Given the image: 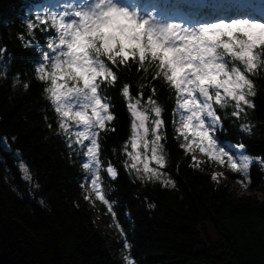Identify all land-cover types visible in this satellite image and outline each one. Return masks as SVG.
<instances>
[{
    "label": "trees",
    "instance_id": "trees-1",
    "mask_svg": "<svg viewBox=\"0 0 264 264\" xmlns=\"http://www.w3.org/2000/svg\"><path fill=\"white\" fill-rule=\"evenodd\" d=\"M250 1L264 2L241 0ZM40 4L42 0H0V48L7 49L0 61V264H117L108 244L121 264L128 260L132 264H264L260 165L252 163L251 183L243 185L251 193L231 195L228 183L212 179L211 159L201 154L200 161L193 160L176 140L174 94L163 82L152 81L151 72L147 77L138 72L135 63L130 69L121 66L119 82L108 92L115 130L102 134L101 143V187L124 235L106 205L96 199L95 207L84 199L87 193L78 187L83 156L67 148L54 108L43 92L45 83L34 70L52 31L42 32L40 26L33 45L25 43L27 21L35 19L34 7ZM253 80L255 107L242 121L227 115L217 137L218 142L243 143L245 154L264 158V74ZM124 83L133 96L143 85L144 100L152 94L148 85L157 89L154 99L163 109L166 136L162 142L167 163L161 171L175 182L174 188L138 179L124 167V145L131 134L130 114L121 93ZM241 123L251 127L250 134L240 130ZM20 163L29 169L31 181L24 179ZM109 163L117 169L115 179L107 175ZM150 167H156L155 163ZM228 175L230 181L241 184L240 175ZM97 215L109 234L97 230ZM206 223L219 235L218 242L204 239ZM125 240L131 248L125 249Z\"/></svg>",
    "mask_w": 264,
    "mask_h": 264
},
{
    "label": "snow or ice",
    "instance_id": "snow-or-ice-1",
    "mask_svg": "<svg viewBox=\"0 0 264 264\" xmlns=\"http://www.w3.org/2000/svg\"><path fill=\"white\" fill-rule=\"evenodd\" d=\"M40 26L42 32L54 30V37L46 41L47 48L34 69L37 79L45 83L43 92L54 107L58 131L66 137L70 153L88 159L83 168L90 172L85 178L90 180V192L84 199L90 201L94 194L106 205L121 236L124 232L116 222L113 204L101 187L102 134L114 131L116 120L108 92L119 82L121 66L130 69L135 63L138 72L146 77L151 72L152 81L163 82L174 94L172 127L186 152L198 150L238 173L242 177L238 182L244 186L251 183L254 159L264 170V158L245 154L243 143H218L217 137L227 115L242 121L255 107L253 77L264 74V23L236 19L188 27L140 18L137 11L119 0H72L60 13L48 14L45 9L27 21V46L33 45L34 32ZM36 50L41 51L38 42ZM6 51L0 48V61ZM148 86L152 94L146 100L142 99L143 85L136 96L127 83L121 88L131 121V134L124 145V167L138 179L174 188L175 182L161 171L167 163L162 142L166 139L163 109L154 99L156 87ZM240 130L248 134L252 131L246 123L240 124ZM153 162L156 167H150ZM19 168L24 179L31 181L25 164L20 163ZM117 174L109 163L107 175L115 179ZM218 175L223 173L214 174L212 179L217 180ZM81 187L87 190L85 184ZM124 247L131 248L127 240Z\"/></svg>",
    "mask_w": 264,
    "mask_h": 264
},
{
    "label": "rangeland",
    "instance_id": "rangeland-1",
    "mask_svg": "<svg viewBox=\"0 0 264 264\" xmlns=\"http://www.w3.org/2000/svg\"><path fill=\"white\" fill-rule=\"evenodd\" d=\"M50 1L55 5V11H54V13H60L62 11V9H63V6H64L65 2L63 0H59L57 2H55L56 0H50ZM119 2L122 3L124 6H127L130 10H134V11H137L138 13H142V15H141L140 18H148V17H151L153 20H156V21H159V22H161L160 21L161 19L165 18V15H163V13H160L159 12L160 11L159 10L160 8H157L156 9L154 7H148V8H143V6L142 7H139L135 3L136 0H119ZM225 5L229 6L230 4L229 5L228 4H223L222 6H225ZM222 6L221 7H218V8H215V9L209 8L208 10L212 14H215V13H224V11H225L226 13H224V14H226V17H225V20L224 21L230 22L232 20H236V18H234L233 16L232 17H228L227 16V14H229L231 12H235L236 11V8L230 9L228 7H222ZM251 8H252L251 9L252 13H253V11H254V13L256 12L258 14V16H260V20L263 21L264 20L263 19V17H264V11H261V10L264 8V5L263 4H256V5H254ZM254 17H256V16H254ZM247 20H250L252 22L254 20V18L248 17ZM261 21H255V22L264 23V21L263 22H261ZM183 22L184 21H180V18L178 19V23H181V24H183L185 26H188V27H195V26L204 25V24L198 25L195 22H189V24H187L186 22H184V23ZM189 152H191V151H189ZM192 153L194 154L193 156L196 157V160L197 161H200L201 160L202 156H201V153L198 150H196V151H194ZM211 161L213 162V170H212V173L213 174L223 173V175H218L217 176V179L220 182H222L223 184L228 183V185H229V188L228 189H229L231 195H233V196H242V195H247V194H250L251 193L243 185L238 184L236 182L234 183V182H232V181L229 180L228 173L232 172L230 169H228L226 166L220 165L218 162H216V161H214L212 159H211ZM253 161L255 162L256 160L254 159ZM86 162H88V159H87V157H84V163H86ZM260 170H261L262 175H263V178H264V170L261 169V166H260ZM235 174H237V173H235ZM88 176H90V172L84 170V174L80 178V184H85L87 186V191H85L87 194H88V192H90V180H86L85 179ZM257 195L260 196L259 193H257ZM90 203L96 204L95 195L94 194L91 197ZM96 227H97V230H99L101 233L109 234L108 228L104 224L101 215H97ZM202 234H203L204 239H207L208 242H214L215 243V242H218L219 241V235L216 233V231L214 230V228L210 224H208V223L205 224V230L203 231ZM108 246L110 248V254L114 258V261L117 264H121L120 261H119V257L115 255V252L111 249V246L109 244H108Z\"/></svg>",
    "mask_w": 264,
    "mask_h": 264
},
{
    "label": "bare ground",
    "instance_id": "bare-ground-1",
    "mask_svg": "<svg viewBox=\"0 0 264 264\" xmlns=\"http://www.w3.org/2000/svg\"><path fill=\"white\" fill-rule=\"evenodd\" d=\"M178 1H180V0H173V1H171V2H173V3H177ZM182 1V0H181ZM80 2V0H76V3H79ZM148 3L149 2H143V5H141V7L143 6V7H146L147 5H148ZM261 4H263V3H261ZM264 5V4H263ZM192 6V5H191ZM222 7H228V8H230V9H232V6L230 7V5L229 6H227V5H225V6H222ZM261 11H264V8L261 10ZM172 12L174 13V10H172ZM210 13V12H209ZM224 13H226L225 11H224ZM224 13H222V14H220L219 15V18H218V20H225V17H226V14H224ZM217 14V13H216ZM139 15H140V17H141V15H142V13H139ZM166 16H165V18H163V19H161L160 21L161 22H164V23H167V22H175V23H178V19L180 18V21H182L183 20V15H179V17L177 16V15H173V14H165ZM210 15H212V13H210ZM227 16L228 17H232L233 15H232V13H229V14H227ZM154 21H156V20H154ZM255 21H261L260 20V18H255L252 22H255ZM264 21V20H263ZM263 21H261V22H263ZM184 23V22H183ZM187 24H189V23H187ZM41 55V52H39L38 53V56H40ZM35 59H36V57H34ZM36 62V61H35ZM54 108V107H53ZM223 143H225V142H223ZM192 155H194L192 152H190ZM202 156V155H201ZM238 174V173H237ZM239 175V174H238ZM81 185L82 184H78V187L79 188H81V189H83V191H87L85 188H82L81 187Z\"/></svg>",
    "mask_w": 264,
    "mask_h": 264
}]
</instances>
